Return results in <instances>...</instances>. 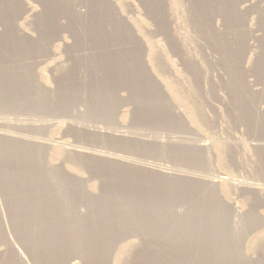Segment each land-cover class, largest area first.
Returning <instances> with one entry per match:
<instances>
[{"label": "rangeland", "instance_id": "obj_1", "mask_svg": "<svg viewBox=\"0 0 264 264\" xmlns=\"http://www.w3.org/2000/svg\"><path fill=\"white\" fill-rule=\"evenodd\" d=\"M68 258L264 264V0H0V264Z\"/></svg>", "mask_w": 264, "mask_h": 264}, {"label": "bare ground", "instance_id": "obj_2", "mask_svg": "<svg viewBox=\"0 0 264 264\" xmlns=\"http://www.w3.org/2000/svg\"><path fill=\"white\" fill-rule=\"evenodd\" d=\"M35 51H33V53H34ZM3 54V53H2ZM39 56V55H38ZM34 57H36V56H34ZM34 57H32L31 56V60L34 58ZM30 59V58H29ZM35 59V58H34ZM25 60V59H24ZM28 61V60H27ZM38 61V60H37ZM36 61V62H37ZM31 62V61H30ZM31 63H33V62H31ZM15 64V63H14ZM34 64V63H33ZM12 65V64H11ZM20 65V64H19ZM27 66V65H26ZM17 68V67H16ZM15 106V105H14ZM10 109V108H9ZM119 134V133H118ZM119 135H123V134H119ZM126 135V134H125ZM100 156H103V155H100ZM66 264H76V258H68V261L66 262Z\"/></svg>", "mask_w": 264, "mask_h": 264}]
</instances>
